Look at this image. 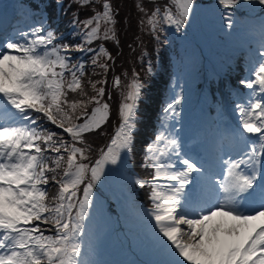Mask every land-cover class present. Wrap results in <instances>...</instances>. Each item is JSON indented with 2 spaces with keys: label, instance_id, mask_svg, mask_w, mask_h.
I'll list each match as a JSON object with an SVG mask.
<instances>
[{
  "label": "snow or ice",
  "instance_id": "obj_1",
  "mask_svg": "<svg viewBox=\"0 0 264 264\" xmlns=\"http://www.w3.org/2000/svg\"><path fill=\"white\" fill-rule=\"evenodd\" d=\"M76 2L84 6L96 0ZM241 2L218 0L229 29L233 21L228 10ZM243 2L264 6V0ZM192 10L193 0H172V7L156 8L147 22L155 31L162 19L179 32ZM74 23L82 25L83 37L75 46L54 44L55 33L43 24L21 33L20 40L0 43V264H84L80 237L92 204V188L106 165L123 162L134 142L136 110L144 87L135 79L120 106L119 127L98 158L93 161L89 156L91 147L85 136L101 129L109 116V105L101 103L105 89L97 87L105 81L88 80L95 93L89 96L84 64L70 65L71 56L66 54L95 51L91 63L107 71L108 64L100 62L101 57L112 59L105 47L93 50L85 45L115 40L111 3L102 0V11ZM261 30L264 32V25ZM250 75L253 78L239 83L253 94L257 89L264 94V52ZM113 83L119 87V77ZM69 93L81 98L69 99ZM179 103L175 98L167 104L165 119L179 115L175 108ZM90 105L95 106L89 112ZM235 107L240 135L248 141L247 151L238 160H224L225 173L219 179L205 176L194 158L182 154L171 132H159L146 147L145 163L154 174L150 180L137 178L133 183L151 187L149 215L166 256L163 264H264V188L259 200L255 199L257 176L264 179V99H250ZM41 119L62 131L42 128L38 125ZM193 181L205 183L215 193L211 206L186 192ZM50 182L58 186L51 197ZM46 231L52 234L46 235Z\"/></svg>",
  "mask_w": 264,
  "mask_h": 264
},
{
  "label": "rangeland",
  "instance_id": "obj_2",
  "mask_svg": "<svg viewBox=\"0 0 264 264\" xmlns=\"http://www.w3.org/2000/svg\"><path fill=\"white\" fill-rule=\"evenodd\" d=\"M242 5L246 4L245 2H241ZM249 8H252L253 10H257L258 6L256 4L252 5V4H249ZM242 12L243 14L248 17L250 14L242 9ZM122 13V12H121ZM120 13V15H121ZM39 14V13H38ZM202 15H198L197 14V6H194L193 5V10H192V13L189 15L190 18H192V20H194L196 17H199L201 18V20L203 19L201 17ZM236 18V17H235ZM232 21H233V26L234 25H237V26H241V23L240 24H237L236 22H239V20H235L234 17L231 18ZM31 20V19H30ZM261 20H263V22H261ZM51 21V18L49 16L47 17H41L40 19H36L35 22L32 23V26L31 27H38L40 26L41 24H43L44 28L47 30V31H52L55 33V36H56V30H55V26L50 24L49 22ZM203 21V20H202ZM214 21L213 24H216L217 25V22L216 20H212ZM219 24V23H218ZM249 24H264V14L259 15V16H256V22L252 23H248ZM198 28L197 27V24L196 22L190 27L191 30H194V31H199V30H196L195 29ZM224 27V26H222ZM246 27H247V24H246ZM240 32V31H239ZM239 32H233L234 34L237 35V33ZM247 31H244V34H246ZM128 41L125 42V44L127 45ZM228 53L232 52V50H229L227 49L226 47H224ZM183 72H181L179 69L176 70V75H177V79H179V76L182 74ZM107 72L105 73H101V74H96L94 75V79L96 80H102V81H105V83L103 84H98V88L99 87H104L105 89V93H104V96L101 98V103H107L109 105V115L111 116L112 118V122L113 124L116 122L117 118L120 116V106L121 104L124 102V97L120 100V101H117L116 99V95H117V91L114 90L113 92L111 91V84H112V81L110 79H108L107 77ZM177 89L178 90H182L180 92V94H184L185 91H183V88H181V86L177 83ZM128 90V87L126 89V92ZM178 95V94H177ZM177 95L174 96V98H177ZM176 119H173V118H170V119H166L162 124H161V127H162V130H164V132L166 133V135L171 132L174 136H176V130H175V123H176ZM165 125H167V127H165ZM106 129H109V128H106ZM106 131V130H105ZM105 131H101L100 129L96 132H94V135L98 136V143L102 144V142L104 141V138L106 137V133ZM126 156L123 157V162L118 164V169H121L122 167L125 168V163H126ZM87 162V161H86ZM113 168V165H106L105 166V170H104V174H106V172L109 170V169H112ZM125 175L123 174V170L120 171V173L113 179V180H110V182H106L102 179V176L100 178V185L102 187V189L104 190V192L106 193H109L111 194V196L116 200V201H125L128 199V193L127 191L124 189V188H128L127 186V182L124 180V184H122L121 180L125 179ZM125 219V218H123ZM151 232H153L154 234V227H152L151 229ZM98 240H99V237H98V230L95 231L91 238H88V247H89V255L90 256H93L95 254V252L98 254Z\"/></svg>",
  "mask_w": 264,
  "mask_h": 264
},
{
  "label": "trees",
  "instance_id": "obj_3",
  "mask_svg": "<svg viewBox=\"0 0 264 264\" xmlns=\"http://www.w3.org/2000/svg\"><path fill=\"white\" fill-rule=\"evenodd\" d=\"M116 3L119 5L120 10L122 11L120 19L121 22L123 23V19L125 17H129L130 18V24H131V28L134 29V24L136 25V27L138 29L141 28V22L142 20L138 19L137 20V16L136 13L134 11V6L132 4L131 0H116ZM139 18L141 17L140 14ZM67 23V22H66ZM159 24L156 25V29L158 27ZM152 28V26H151ZM81 31L77 32V36H80ZM153 34V33H152ZM146 41L150 42V40ZM79 42V41H77ZM83 42V37L81 36V43ZM152 42L154 44H156L154 42V40H152ZM98 40L93 41V43L91 45H85V47H90L93 50H97L98 49ZM152 45H146L143 46L142 51L140 52L141 56H142V65L139 66H130L131 64H129L128 62L131 60H134L135 62L140 61L141 57L137 56V55H133L131 54L130 50H127V52L123 55L124 58L122 57H115L112 58L109 61H106L105 63L108 64V75L112 78L114 75L116 77H119L120 80L122 81V83L119 85V87L121 89H126V85L125 83L127 82L128 79L126 78H133L135 80H139L140 82H148V88H153V91L156 90H161L162 86L160 85V79L162 78V74H160L159 72H157V69L155 67V65L150 69L149 73H143L144 68L146 66V62H148V60H150V66L153 65L154 60L157 59V51L151 47ZM151 47V48H149ZM107 51H111V49L109 47L106 48ZM95 54V51L91 52ZM166 53V52H163ZM128 66H127V65ZM164 71V70H163ZM118 72V73H117ZM126 72V74H125ZM116 73V74H115ZM69 99H72L71 97H68ZM158 103V102H157ZM144 105H146L148 107L147 111L144 110ZM154 104H152L151 102H147V100L142 99L139 102V105L137 107L136 110V116L138 114V120L137 122L143 126L146 125V121H145V117L146 116H150V110L152 108H154ZM149 122L151 123V119H149ZM136 140L144 143V131H141L139 133V137H136Z\"/></svg>",
  "mask_w": 264,
  "mask_h": 264
}]
</instances>
